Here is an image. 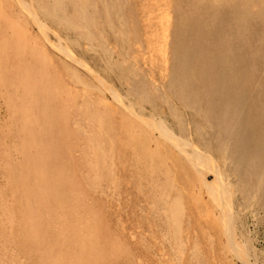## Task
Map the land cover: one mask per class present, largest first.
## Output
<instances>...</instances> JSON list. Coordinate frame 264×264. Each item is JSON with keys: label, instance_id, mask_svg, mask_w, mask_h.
Returning <instances> with one entry per match:
<instances>
[{"label": "rangeland", "instance_id": "obj_1", "mask_svg": "<svg viewBox=\"0 0 264 264\" xmlns=\"http://www.w3.org/2000/svg\"><path fill=\"white\" fill-rule=\"evenodd\" d=\"M230 6V0H0V264H51L81 236L74 250L83 259L100 257L96 264H172L166 239L180 264L193 245L198 264H232L219 256L208 222L219 214L203 187H216L205 173L210 168L230 169L218 153L217 123L207 124L168 86L180 25L203 26L213 43L236 25ZM258 12L248 8L249 24L262 30ZM257 39L252 46L264 47ZM143 120L200 148L210 157L199 158L202 173ZM230 187L237 197H230L233 212L226 216L232 235L252 262L264 264V206L255 207L259 215L251 221L237 206L239 184L232 180ZM88 232L98 239V255L86 244L96 243Z\"/></svg>", "mask_w": 264, "mask_h": 264}, {"label": "bare ground", "instance_id": "obj_2", "mask_svg": "<svg viewBox=\"0 0 264 264\" xmlns=\"http://www.w3.org/2000/svg\"><path fill=\"white\" fill-rule=\"evenodd\" d=\"M214 1H218V0H214ZM230 1H231V6H230L231 9L228 11L232 12L231 15H233V11L235 12L234 22L236 25L233 26L231 24H228L229 28L225 31V34H223V36L219 37L213 43L210 41V38H211L210 31L205 30L203 26H200V27L196 26L195 23H192L191 20H188L186 21L185 24L180 25L176 43L174 44V48H175L174 55H175L176 65L173 69L171 79H170L168 86L170 88L175 89L176 94H180V101L184 103L185 106H190L191 109L201 111L204 114L203 117L205 118L207 124L208 123L210 124V121L212 120H215V122L217 123L216 127L218 128L217 129L218 130V141L220 145L218 149L219 150L218 153L220 155V159L222 163L227 165L230 169L228 170L229 172L227 173L225 172L226 170L221 171L219 170L220 168L216 169V167L215 168L209 167L210 169L208 170V172L206 171L205 173L207 174L209 173L212 176L214 182L216 183V187H214L215 189H210L209 188L210 185L208 186L207 183L204 184L203 187L206 189L205 191L209 199L212 200L210 201L212 202L213 206L216 207V209L218 210V214H219V216L217 215V217L214 219L211 216L212 218V219L210 218L211 220L210 219L208 220V218H206L207 216L205 217V221L208 220V222H210L214 226L213 228L218 234L217 250H218L219 256L224 255L226 259L230 260L232 264H256L254 263V261L252 262V260L249 259L248 255L250 254L248 255L246 254V249L248 248L247 247L245 249L244 245L246 244L244 245L241 244L235 239L236 236L234 237V235H232V234H235L234 232L232 233L231 231L232 229H230V226L231 228L233 226V225H230V222L231 221L233 222V220L229 221V219H226L227 218L226 216L229 214V212L232 211L231 210L232 205L229 200H230V197H233V196H229L228 194V191H231L229 187L231 186L232 180H234V182H237L240 188V192H239L240 203L237 204V206L239 207V209L243 210L242 213H245V212L247 213L251 221L257 218L258 212L255 207H258L263 210L262 206H264V62H263L264 47L263 46L262 47L252 46V42L257 38H258L257 40H259L261 43H264V27L262 30L261 29L256 30L255 26H250L249 14L247 13L248 8H252V7L258 8L259 9L258 14H260L262 19H264V0H230ZM19 5L24 10L28 9L27 6L24 5V3L22 4L20 2ZM29 15L33 16V14L32 15L29 14ZM226 16L228 18V15ZM34 23H37L38 28L40 27L41 30L45 26L43 23L42 24L39 23L38 20H36V22ZM228 23H229V20H228ZM233 28L234 30L232 31ZM99 36L100 35H98V37ZM56 38H57V41H59L58 40L59 37H56ZM245 49L246 51H244ZM104 60L107 61V59H104ZM74 61H75L73 62L74 64L76 63L77 66L79 65L85 70V66L82 64V62L78 60H74ZM86 71L89 74H91L92 72L88 70V68L86 69ZM257 71L262 72L261 74H263L259 78H256L258 77L256 75ZM132 76H135V75H132ZM201 105L202 107H204L203 111L202 109H200ZM124 106H125L123 107L124 111L128 112L129 114H133L129 110V107H127V105H124ZM23 117L25 118L26 116H23ZM137 117H141V115L140 116L137 115ZM143 122L146 123L149 130L153 133L156 132L155 128L157 132L163 131L162 129L160 130L157 129V127H160V126H157L160 123H158L156 125L157 127L154 128L155 125L153 126L149 124L147 120L146 121L143 120ZM154 122L152 123L155 124ZM161 125H163V123H161ZM163 128L166 129L165 126H163ZM162 133H165L167 135L161 134L159 132V134H157L159 136H155V137L162 139V141L164 142L166 141L174 151H176L180 156L183 157L185 162H187V164L193 170H196V171L201 170L200 173H202V169H200L201 164H200L199 158H204L208 161L210 157L208 158V156L205 155V153L199 152L200 148L197 151H196V148H191L192 147L190 145L191 142L189 144L181 143L182 140H180L179 142V139H178L179 137L175 138L172 135V132L170 133L169 130H168V133L165 130ZM168 134L170 138L166 137L168 136ZM12 145L14 146V144ZM41 173H40V176L42 175L41 182H42V185L44 186L45 178L43 176V173L42 174ZM246 187H248V189ZM222 210L225 211V213H223ZM87 231H90V229L89 230L87 229ZM90 232H88V235ZM94 232L95 234L96 233L98 234L96 230H94ZM88 235L86 236L88 237ZM187 235L188 233L185 236L187 237ZM73 236L75 237V235ZM76 236L77 237L75 238L78 241L77 239L78 235ZM80 236H79V239H80ZM95 236L96 235H93V237L91 236L90 237L91 239L92 238L94 239ZM84 238L86 239V237L82 238L81 236L82 241H85ZM94 240L96 241L93 242V240L90 241L89 239L91 244L96 242L95 246L94 244L92 245L93 247H91V245H88L89 242L86 241L87 246H90L89 249L91 250V253L92 251L96 253L97 251L96 248H98L97 247V244L99 243L97 241L98 239L96 238ZM82 241L80 243H78L79 242L78 241L77 243L80 245L81 243H83ZM75 243L76 241L73 242V245H72L73 247L69 246V249L66 252L62 250L63 247L60 248L57 252L58 253L57 256L52 257L53 259L56 258V260H54L55 261L54 262L52 259L51 264H96V260L99 259L100 257L96 258V260L92 258L91 256H89L86 259H83L80 253L82 251L78 250V248H77V251L74 250ZM173 243L172 241L166 239V241H164V246L166 248V252L168 253V255L170 256L173 262L172 264H180L179 261H177L175 258L178 255L176 254L177 253L176 251L178 249L175 243L174 244ZM84 244H83V247H84ZM63 245L64 244H62V246ZM87 248L88 247H86V249ZM99 250L100 248L98 249V251ZM193 253H194V245L191 247V249L187 253V264H198V262L195 260L193 256L194 255ZM96 254L98 255V253Z\"/></svg>", "mask_w": 264, "mask_h": 264}]
</instances>
